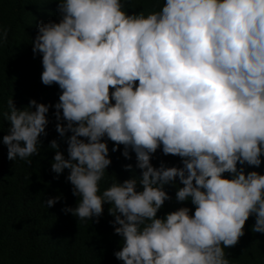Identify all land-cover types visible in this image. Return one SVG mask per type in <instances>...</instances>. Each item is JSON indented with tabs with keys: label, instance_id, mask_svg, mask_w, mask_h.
<instances>
[{
	"label": "clouds",
	"instance_id": "1",
	"mask_svg": "<svg viewBox=\"0 0 264 264\" xmlns=\"http://www.w3.org/2000/svg\"><path fill=\"white\" fill-rule=\"evenodd\" d=\"M58 9L59 22L41 21L32 46L42 53V82L62 89L56 129L71 130L67 157L56 139L49 144L57 149L51 168L70 170L79 197L63 210L98 219L109 202L123 264H233L225 248L238 242L250 214L252 230L264 232V173L238 167L264 158V0H166L147 13H129L124 0H59ZM8 33L0 25V44ZM49 107L7 100L9 159L31 163ZM105 136L113 151L124 145L125 157L131 148L142 173L101 191L111 164ZM161 145L183 166H154ZM177 176L176 198H190L195 212L181 206L158 216L165 185Z\"/></svg>",
	"mask_w": 264,
	"mask_h": 264
},
{
	"label": "trees",
	"instance_id": "2",
	"mask_svg": "<svg viewBox=\"0 0 264 264\" xmlns=\"http://www.w3.org/2000/svg\"><path fill=\"white\" fill-rule=\"evenodd\" d=\"M124 2L129 13L139 12L141 8L147 13L158 11L166 0ZM58 4L59 0H0V25L9 29L8 40L0 44V264H123L114 255L122 247V237L110 223L114 219L108 211L110 203L104 202V211L98 219L80 220L71 212H65L64 207H74L79 197L73 194V186L67 179L70 170L66 168L58 174L51 168L57 149L49 147L50 141L56 139L59 150L67 157V137L71 130L62 136L56 129L58 120L54 105L62 89L56 82L50 85L42 82V53L33 52L32 41L41 21L59 22ZM10 97L21 109L28 106L32 98L50 105L46 113L47 134H41L42 144L38 145V153L29 157L30 164L20 158L9 159L3 143V135L10 124L3 118V112L7 110ZM60 122L67 123L66 120ZM81 138L87 140V137ZM102 139L108 143L111 164L100 181L101 191L113 179L122 182L142 173L131 148L130 156L125 157L122 143L113 151L116 142L107 136ZM182 160L178 154H165L162 145L151 154V162L157 167L161 162L166 166L182 167ZM126 164H132V168H125ZM238 167H243L245 173L254 169L264 173V158L259 166L246 162L241 166L238 162ZM222 175L230 178L232 174L226 171ZM182 186L178 176L165 185L169 198L157 210L158 216L163 217L181 206L189 207L190 214H194L195 205L190 198L184 201L176 198V191ZM141 188L138 184L137 189ZM50 196L61 198L45 206L43 201ZM254 223L255 214H250L238 242L226 246V255L233 264H264V232H254Z\"/></svg>",
	"mask_w": 264,
	"mask_h": 264
}]
</instances>
